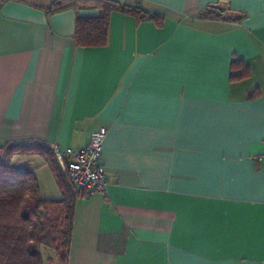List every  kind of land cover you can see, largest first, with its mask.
Segmentation results:
<instances>
[{"label": "crops", "instance_id": "1", "mask_svg": "<svg viewBox=\"0 0 264 264\" xmlns=\"http://www.w3.org/2000/svg\"><path fill=\"white\" fill-rule=\"evenodd\" d=\"M56 1L0 0V143L107 128L109 184L76 198L67 264H264V0H116L161 22L113 11L96 47L75 20L100 10Z\"/></svg>", "mask_w": 264, "mask_h": 264}, {"label": "trees", "instance_id": "2", "mask_svg": "<svg viewBox=\"0 0 264 264\" xmlns=\"http://www.w3.org/2000/svg\"><path fill=\"white\" fill-rule=\"evenodd\" d=\"M68 7H92L101 12L97 16L76 17L74 41L84 47L106 44L113 11L127 13L138 21L161 22L156 14L116 0H57L50 11ZM237 64L235 61L232 65ZM15 154H35L43 158L56 178L61 197L41 198L35 168L14 161ZM78 196L60 170L48 142L25 139L0 143V264H53L51 257L44 260L41 247L53 250L58 264H67L74 202Z\"/></svg>", "mask_w": 264, "mask_h": 264}, {"label": "built area", "instance_id": "3", "mask_svg": "<svg viewBox=\"0 0 264 264\" xmlns=\"http://www.w3.org/2000/svg\"><path fill=\"white\" fill-rule=\"evenodd\" d=\"M107 131V128L101 127L92 132L83 147L50 144L69 186L79 195L90 196L107 190L109 182L102 162V145Z\"/></svg>", "mask_w": 264, "mask_h": 264}, {"label": "rangeland", "instance_id": "4", "mask_svg": "<svg viewBox=\"0 0 264 264\" xmlns=\"http://www.w3.org/2000/svg\"><path fill=\"white\" fill-rule=\"evenodd\" d=\"M34 156H37V155H35V154H29V155L20 156L18 154H15L13 156V160L16 161L17 163L21 164L22 166L23 165H29V166L32 167L34 164L32 163V160L31 159ZM37 171H38V174H39V180H40V184H41V188H42V165L39 168V170H37ZM63 174L65 175L64 172H63ZM41 251L43 253L44 260H46L48 257H51V259L53 260V264H58L57 258L55 256V253H54L53 250H51L49 248L41 247Z\"/></svg>", "mask_w": 264, "mask_h": 264}]
</instances>
